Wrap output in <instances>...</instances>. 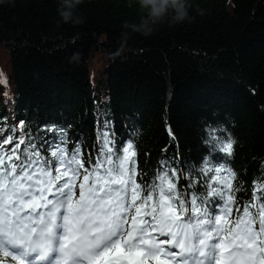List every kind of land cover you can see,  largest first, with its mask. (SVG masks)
<instances>
[{
  "label": "trees",
  "instance_id": "trees-1",
  "mask_svg": "<svg viewBox=\"0 0 264 264\" xmlns=\"http://www.w3.org/2000/svg\"><path fill=\"white\" fill-rule=\"evenodd\" d=\"M60 2L0 5V48L8 52L5 62L0 54L7 81L0 84V117L33 129L62 126L69 147L81 145L85 158L96 154L107 119L118 148L129 139L136 147L137 171L145 173L138 182L154 179L165 156L188 174L207 155L235 170L245 189L264 183V0H188L192 23L170 26V9L148 25L154 31L147 37L123 27L147 17L137 0H84L73 9L84 23L75 26L62 22ZM75 52L79 62L69 63ZM94 57L104 63L98 67L105 75L96 79ZM6 86L13 115L3 102ZM209 125L224 127L217 143L229 133L237 138L231 158L215 143L204 145ZM45 135L59 142L55 133ZM240 197L248 203L247 192Z\"/></svg>",
  "mask_w": 264,
  "mask_h": 264
},
{
  "label": "snow or ice",
  "instance_id": "snow-or-ice-1",
  "mask_svg": "<svg viewBox=\"0 0 264 264\" xmlns=\"http://www.w3.org/2000/svg\"><path fill=\"white\" fill-rule=\"evenodd\" d=\"M100 123L85 158L62 126L0 117V264H264V183L220 161L184 174L174 156L138 182L134 143Z\"/></svg>",
  "mask_w": 264,
  "mask_h": 264
},
{
  "label": "clouds",
  "instance_id": "clouds-1",
  "mask_svg": "<svg viewBox=\"0 0 264 264\" xmlns=\"http://www.w3.org/2000/svg\"><path fill=\"white\" fill-rule=\"evenodd\" d=\"M84 0H61L57 7V13L61 18L62 22L68 23L72 21L73 25L83 24V19L75 17L73 9L81 5ZM5 3H12L14 6V0H0V5ZM138 5L141 10H146L147 17L142 19L139 25H128L126 22L123 27H131L135 32H139L142 36H149L153 33L154 29L148 25L159 23L163 20L166 15H169V10L171 9V20L169 22L170 26L176 24H183L185 21L192 23L194 18L189 15V3L188 0H137ZM200 14H203L202 12ZM80 60V53L75 52L72 54L69 59V63L76 62ZM4 80V74L0 73V81ZM224 130L223 126L213 127L212 125L206 126L204 132L207 135V139L203 140L204 145L208 146L209 149H212L213 144L215 143V148L217 151L220 150L222 142L231 143L233 146L237 143V138L232 136L230 133L226 140H218L217 133ZM205 160H209V156H205Z\"/></svg>",
  "mask_w": 264,
  "mask_h": 264
},
{
  "label": "rangeland",
  "instance_id": "rangeland-1",
  "mask_svg": "<svg viewBox=\"0 0 264 264\" xmlns=\"http://www.w3.org/2000/svg\"><path fill=\"white\" fill-rule=\"evenodd\" d=\"M0 54H1V61H4L8 57V52L5 49H3V48H0ZM90 63H91L92 68L94 69L93 70L91 68V70L94 71V79L105 75L103 73L102 74L99 73L100 71H99V67H98L99 64L103 65L104 64L103 62H101L99 60H96V58L94 57L93 59L90 60ZM5 88L6 89H4V92H3V94L5 93V95H3V102H4V105H5L6 113L9 114V115H13V113H14V111H13L14 110V108H13L14 107L13 99L11 97V94H9L8 92L5 91V90H7L8 87L6 86Z\"/></svg>",
  "mask_w": 264,
  "mask_h": 264
}]
</instances>
